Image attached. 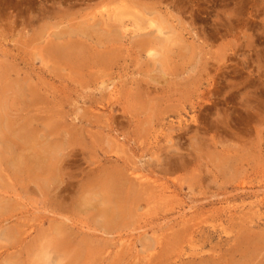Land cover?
I'll use <instances>...</instances> for the list:
<instances>
[{"label":"rangeland","instance_id":"rangeland-1","mask_svg":"<svg viewBox=\"0 0 264 264\" xmlns=\"http://www.w3.org/2000/svg\"><path fill=\"white\" fill-rule=\"evenodd\" d=\"M0 106V264H264V0H0Z\"/></svg>","mask_w":264,"mask_h":264},{"label":"bare ground","instance_id":"bare-ground-1","mask_svg":"<svg viewBox=\"0 0 264 264\" xmlns=\"http://www.w3.org/2000/svg\"><path fill=\"white\" fill-rule=\"evenodd\" d=\"M0 107H1V106H0ZM6 126H8V125H6ZM9 128H10V127L8 126V129H9ZM5 129H6V127H5ZM22 137H23V136H22ZM13 141H14V140H13ZM40 164H41V163H40ZM53 168H54V167H53ZM118 182H119V181H118ZM112 188L115 189L116 192L121 193V191L118 189V186H113ZM106 189H111V188H109V187L107 188V187H106ZM113 191H114V190H113ZM113 191H112V192H113ZM119 193H118V194H119ZM117 196H119V195H117ZM110 216H111L112 219H113V217L117 216V214L114 213V212H110ZM115 218H116V217H115ZM115 218H114V219H115Z\"/></svg>","mask_w":264,"mask_h":264}]
</instances>
